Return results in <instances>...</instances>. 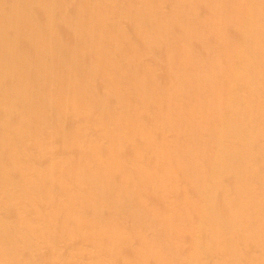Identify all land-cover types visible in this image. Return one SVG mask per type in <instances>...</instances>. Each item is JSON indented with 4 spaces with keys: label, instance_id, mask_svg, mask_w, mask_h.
<instances>
[{
    "label": "bare ground",
    "instance_id": "bare-ground-1",
    "mask_svg": "<svg viewBox=\"0 0 264 264\" xmlns=\"http://www.w3.org/2000/svg\"><path fill=\"white\" fill-rule=\"evenodd\" d=\"M0 264H264V0H0Z\"/></svg>",
    "mask_w": 264,
    "mask_h": 264
}]
</instances>
